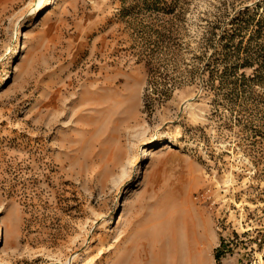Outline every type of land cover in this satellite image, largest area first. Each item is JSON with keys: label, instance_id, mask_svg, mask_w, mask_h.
<instances>
[{"label": "rangeland", "instance_id": "rangeland-1", "mask_svg": "<svg viewBox=\"0 0 264 264\" xmlns=\"http://www.w3.org/2000/svg\"><path fill=\"white\" fill-rule=\"evenodd\" d=\"M41 3L0 0V264H264V0Z\"/></svg>", "mask_w": 264, "mask_h": 264}, {"label": "bare ground", "instance_id": "bare-ground-1", "mask_svg": "<svg viewBox=\"0 0 264 264\" xmlns=\"http://www.w3.org/2000/svg\"><path fill=\"white\" fill-rule=\"evenodd\" d=\"M53 2H54V0H42L41 6H42L43 8H47V7H49ZM18 41H19V38H18V36H17V37H16V40H15V43H17ZM152 154H153V151H151V149H148V150L145 152V155L143 156V160H148V159L152 158V157H153ZM95 175H96L95 171L92 170L91 173H90L89 176H88V179H91V178L95 177ZM125 204H126V203H125ZM78 257H81V258H79V261L87 259V258L89 257V255H88V249H87L83 254L79 255Z\"/></svg>", "mask_w": 264, "mask_h": 264}]
</instances>
